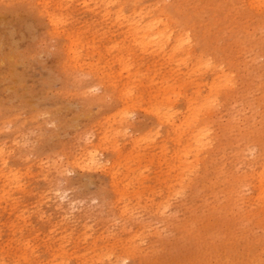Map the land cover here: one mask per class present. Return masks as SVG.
Instances as JSON below:
<instances>
[{"label":"rangeland","instance_id":"1","mask_svg":"<svg viewBox=\"0 0 264 264\" xmlns=\"http://www.w3.org/2000/svg\"><path fill=\"white\" fill-rule=\"evenodd\" d=\"M0 264H264V0H0Z\"/></svg>","mask_w":264,"mask_h":264},{"label":"bare ground","instance_id":"2","mask_svg":"<svg viewBox=\"0 0 264 264\" xmlns=\"http://www.w3.org/2000/svg\"><path fill=\"white\" fill-rule=\"evenodd\" d=\"M155 26L156 25H153V24H148V25L141 24V25L135 26V28H136L135 30L138 32V35L154 34L156 31ZM147 38H149V37H147Z\"/></svg>","mask_w":264,"mask_h":264}]
</instances>
